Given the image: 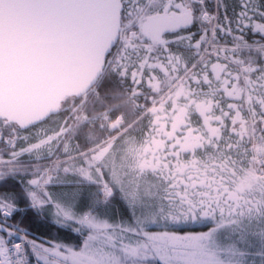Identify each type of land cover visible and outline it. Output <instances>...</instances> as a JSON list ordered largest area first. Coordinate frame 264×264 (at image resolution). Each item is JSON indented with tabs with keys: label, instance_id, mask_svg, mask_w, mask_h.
<instances>
[{
	"label": "snow or ice",
	"instance_id": "6c2138e0",
	"mask_svg": "<svg viewBox=\"0 0 264 264\" xmlns=\"http://www.w3.org/2000/svg\"><path fill=\"white\" fill-rule=\"evenodd\" d=\"M0 264H264V0H0Z\"/></svg>",
	"mask_w": 264,
	"mask_h": 264
}]
</instances>
